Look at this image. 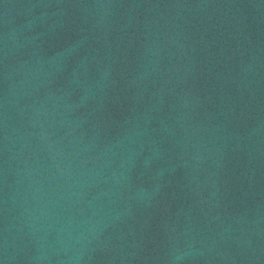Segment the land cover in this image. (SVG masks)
I'll return each mask as SVG.
<instances>
[{
	"label": "water",
	"instance_id": "obj_1",
	"mask_svg": "<svg viewBox=\"0 0 264 264\" xmlns=\"http://www.w3.org/2000/svg\"><path fill=\"white\" fill-rule=\"evenodd\" d=\"M0 264H264V0H0Z\"/></svg>",
	"mask_w": 264,
	"mask_h": 264
}]
</instances>
